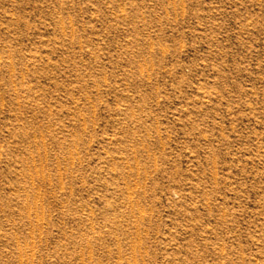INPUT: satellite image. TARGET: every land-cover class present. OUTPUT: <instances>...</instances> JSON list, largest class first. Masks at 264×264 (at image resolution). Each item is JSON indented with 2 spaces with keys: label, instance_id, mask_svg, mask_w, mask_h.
<instances>
[{
  "label": "rangeland",
  "instance_id": "1",
  "mask_svg": "<svg viewBox=\"0 0 264 264\" xmlns=\"http://www.w3.org/2000/svg\"><path fill=\"white\" fill-rule=\"evenodd\" d=\"M0 264H264V0H0Z\"/></svg>",
  "mask_w": 264,
  "mask_h": 264
}]
</instances>
